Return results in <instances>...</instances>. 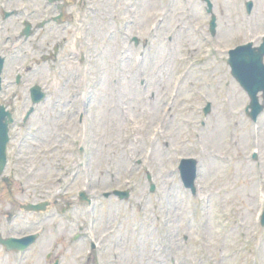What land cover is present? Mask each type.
<instances>
[{
    "label": "rangeland",
    "instance_id": "obj_1",
    "mask_svg": "<svg viewBox=\"0 0 264 264\" xmlns=\"http://www.w3.org/2000/svg\"><path fill=\"white\" fill-rule=\"evenodd\" d=\"M239 1L234 0L236 7ZM253 1L257 31L250 39L255 41L264 30L259 23L263 22L264 0ZM193 2L92 0L93 16L83 7L73 10L74 21L90 24L96 45L104 39L103 44L107 43L105 56L93 60L91 74L74 75L80 67L75 63L66 65L63 72L38 66L23 74L19 87L13 86L15 70L30 64L35 67L39 56L33 46L55 36L51 29L55 27L50 25L22 43L18 39L22 21L26 18L35 24L53 11L45 0L8 3L7 10L19 13L7 21L0 17V51L10 50L3 53L7 62L3 98L17 120L12 128L15 141L34 130L27 126L20 132L31 106L28 88L34 84L48 92L47 100L31 116L34 125H43L41 120L48 118L45 130H50L52 118L55 129L62 124L69 130L73 126L65 118H75L69 137L75 154H64L63 168L52 175L55 183L40 177L38 169L31 179L43 196L64 192L63 198L56 197L59 205L53 208L58 215L69 200L78 207L57 219L63 226L58 233L45 234L38 264H48L45 256L49 253L59 257L61 264H83L89 242H73L71 236L78 229L77 220L91 222L90 214L96 224L86 231L93 239L104 238L91 256L98 264H264V227L259 223L264 204V112L256 122L249 118V98L231 76L225 58L218 57L213 76L199 74ZM150 23L155 30L150 40L153 47L135 48L131 37L137 30L141 35L149 32ZM16 89L20 97L11 102ZM76 89L80 99L78 93L72 98ZM208 101L212 109L205 116ZM86 106L89 132L83 139L85 122L78 125L77 118L86 113ZM82 147L85 151L80 154ZM183 158L198 160L196 196L182 184L178 166ZM148 175L156 186L153 193ZM116 188L131 190L130 198H103L104 192ZM82 190L92 198V206L78 201ZM2 207L0 216L5 213ZM46 218L43 222H49ZM18 224V230L33 229L21 220Z\"/></svg>",
    "mask_w": 264,
    "mask_h": 264
},
{
    "label": "flooded vegetation",
    "instance_id": "obj_2",
    "mask_svg": "<svg viewBox=\"0 0 264 264\" xmlns=\"http://www.w3.org/2000/svg\"><path fill=\"white\" fill-rule=\"evenodd\" d=\"M70 2L72 3V6L69 7L66 12L65 23L62 26L52 28V30L55 31L54 38H52L51 40H48L47 42H38L37 44L38 48L36 49L39 53L49 52L51 47L54 44L58 48V54L60 53L61 49L62 51H64L67 41H68V36L70 35L71 32L74 31V25L80 24V22L74 21L75 16H74L73 10L83 7V10L85 11L90 8V5L88 4V0H83L80 2H78V0H71ZM209 2H210L211 7L208 9V4L205 3L204 0H196L198 16L200 19L207 18L208 24L210 23V20H212V17H214L215 19L216 33L215 35H212L210 33L209 34L210 39L215 38L218 32L222 40H227V39L231 40L232 36L234 35V28L238 25V20L242 17L241 12L236 9L237 7L234 3V0H209ZM56 10L58 11L57 7H56ZM262 20L263 22H259V23L264 25V13H263ZM208 33H209V28H208ZM88 36H86V39L83 40V42L80 41L79 43L80 48L87 46ZM58 37L59 39H62V40H59ZM80 39H81V36H79L77 42ZM57 41H60L58 46L56 44L58 43ZM211 42H214L213 39H211ZM217 42L221 43L222 41L219 40ZM224 43H228V42H224ZM75 47H73L74 50L71 51L70 54L67 55V58L73 57V53L76 52ZM204 48L205 46L201 45V49L203 50ZM52 142H53V139L49 141V143H52ZM0 191L5 192L4 188H1ZM7 192H8L7 195L9 197L7 201L5 202V204H3L4 209H7L5 210L6 216H8L6 224H10V225H13L14 227H18L19 226L18 223H20V220H21V224L25 223V217L21 216L19 214L20 212H18L17 210L20 207V204H19V201L16 199V195L14 193L13 188L9 191L7 190ZM1 196L2 195L0 194V197ZM1 219L2 218L0 217V230L4 226V223Z\"/></svg>",
    "mask_w": 264,
    "mask_h": 264
},
{
    "label": "water",
    "instance_id": "obj_3",
    "mask_svg": "<svg viewBox=\"0 0 264 264\" xmlns=\"http://www.w3.org/2000/svg\"><path fill=\"white\" fill-rule=\"evenodd\" d=\"M29 29V28H28ZM249 46L242 47L243 49H247L244 53H238L234 51L231 53V58L229 59V63L232 66V73L234 76L240 81L242 86L249 92L252 98V114L254 117L260 112L261 107L257 102L256 94L259 90H264V65H263V57H264V44L259 48V52H255L248 50ZM253 52V53H252ZM3 65V59L0 58V73ZM0 90H1V77H0ZM33 95L35 99H39L40 97L39 88L34 87L32 89ZM36 91V93H35ZM12 114L9 111H6V108L3 105H0V171L2 170L5 162V148L7 142V132L8 126L12 123ZM189 164H195L194 161L186 162ZM194 166H192L191 172L189 167L185 170L186 173H191L189 179L192 180L194 174ZM193 173V174H192ZM185 175V174H184ZM189 179L187 175H185V181L188 183ZM127 195V194H126ZM34 209H44L45 205H37L33 206ZM32 237H28L21 240L16 239H6L2 240L1 243L6 245L10 249H21L24 250L30 243Z\"/></svg>",
    "mask_w": 264,
    "mask_h": 264
}]
</instances>
